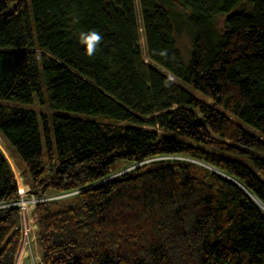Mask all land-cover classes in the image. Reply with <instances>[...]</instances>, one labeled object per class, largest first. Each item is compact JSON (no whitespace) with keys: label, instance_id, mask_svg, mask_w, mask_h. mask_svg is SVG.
<instances>
[{"label":"trees","instance_id":"16d2710c","mask_svg":"<svg viewBox=\"0 0 264 264\" xmlns=\"http://www.w3.org/2000/svg\"><path fill=\"white\" fill-rule=\"evenodd\" d=\"M138 2L140 24L135 0H0V136L45 198L41 263L264 264V0ZM92 29L89 58L77 37ZM18 196L0 150V264ZM26 254L22 236L15 264Z\"/></svg>","mask_w":264,"mask_h":264},{"label":"rangeland","instance_id":"374dc122","mask_svg":"<svg viewBox=\"0 0 264 264\" xmlns=\"http://www.w3.org/2000/svg\"><path fill=\"white\" fill-rule=\"evenodd\" d=\"M135 5H136V12H137V19H138V22L139 24L141 23V16H140V9H139V2L138 0H135ZM174 8L176 10H180V6L178 4H176L174 6ZM176 41H177V45L181 51V53L183 54L184 56V62L187 64L188 63V59H189V56L191 54V50H192V40H191V37L190 35L187 33V31H181L179 33L176 34ZM139 42H140V47L142 49V54H143V58H144V61L149 64V65H154L152 62H150L146 56V47H145V39H144V34H143V30L142 28L140 29V32H139ZM163 73L167 74V72L163 69H160ZM174 80L177 81L176 78H174ZM186 86V85H185ZM192 93H194L195 95H200L199 92L195 91L194 89H191L190 87L186 86ZM206 101H209L208 98H206ZM9 105H16V104H13V103H8ZM216 107L220 108L218 105H215ZM29 108L35 110L36 112H38L39 114H48L50 113L51 111L45 107H42L38 104H32L31 106H29ZM244 127L250 131L251 133H254V134H258V132L256 130H254L253 128H251L250 126L246 125V124H243ZM146 129H154L150 126H144ZM3 149V150H2ZM0 150L3 152V154L6 156V153H7V160L10 162L11 166H12V169L14 171V175H15V178L17 180V182L19 183V185L22 187L24 186V188H26L25 186L29 184H27L25 182V178L23 176V174L20 172L19 168L17 167L15 161L13 160L12 156L10 155V151L8 149V147L6 146L5 144V141L3 140V138L0 136ZM9 158V159H8ZM182 159H185V158H182ZM148 161H151V160H148ZM147 161V162H148ZM191 161H194V160H191ZM196 163L198 164H203L201 163L200 161L198 160H195ZM133 167H135V164L133 165H130V164H127L125 162L122 163V165L120 166L121 168V171H127L129 169H132ZM211 168H213L212 166H209ZM215 169V168H213ZM216 170V169H215ZM30 187V186H29ZM29 191L31 192V188H29ZM29 191H27L28 193H30ZM73 193H67V194H62V195H51L50 197H52L51 199H60V200H65V201H69L70 198H72V195ZM26 199V207H33V208H30L27 212L29 213H24L25 212V208L21 211V223H20V227H21V239H22V236H23V226H26L28 227L30 230V240H26V238H24V241H25V244H26V247H27V250H28V254H26L25 256L21 257L20 259V264H42L41 263V258H40V254L38 252V248H37V243H36V238H35V232L37 230V228L35 227V224L37 225L36 223V215H35V206H33L32 204V197L31 195H27L25 197ZM41 199H45V198H41ZM21 239H20V242H19V246H18V249H17V252L19 250V247H20V244H21ZM17 252H16V255H15V259H14V263L15 264V260H16V257H17Z\"/></svg>","mask_w":264,"mask_h":264},{"label":"clouds","instance_id":"9594fccd","mask_svg":"<svg viewBox=\"0 0 264 264\" xmlns=\"http://www.w3.org/2000/svg\"><path fill=\"white\" fill-rule=\"evenodd\" d=\"M102 41L103 36L94 29L82 31L77 37V43L83 47L85 55L89 58L95 56ZM172 82H174V77H169L168 81L166 82V86H171Z\"/></svg>","mask_w":264,"mask_h":264},{"label":"built area","instance_id":"2783aa9c","mask_svg":"<svg viewBox=\"0 0 264 264\" xmlns=\"http://www.w3.org/2000/svg\"><path fill=\"white\" fill-rule=\"evenodd\" d=\"M171 158H179V159H182L183 157H180V156H171ZM16 182H17V180H16ZM17 187H18V193H19V198H18V200L17 201H15L14 202V204L15 205H17L18 206V208H19V213H20V216H21V211L25 208L26 210H25V214L26 213H29V212H27L30 208H33V207H26V199H25V197L29 194V195H31V197H32V204H33V206L34 205H36L37 204V202H39V201H41V200H43V199H41V198H37V197H35V195L32 193V192H30L29 191V186L28 185H26L25 187L26 188H24V186H20L19 185V183L17 182ZM27 191H29L30 193H28ZM35 227L37 228V225L35 224Z\"/></svg>","mask_w":264,"mask_h":264},{"label":"bare ground","instance_id":"6f19581e","mask_svg":"<svg viewBox=\"0 0 264 264\" xmlns=\"http://www.w3.org/2000/svg\"><path fill=\"white\" fill-rule=\"evenodd\" d=\"M3 150V149H2ZM2 152V151H1ZM6 156H7V153H6ZM5 156V157H6ZM9 159V158H8ZM254 199V198H253ZM29 228L28 227H26V226H23V236H24V238H26V240H30V232H29Z\"/></svg>","mask_w":264,"mask_h":264}]
</instances>
